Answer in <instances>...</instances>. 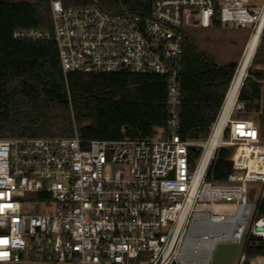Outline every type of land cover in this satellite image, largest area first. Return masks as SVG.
<instances>
[{
	"label": "built area",
	"instance_id": "1",
	"mask_svg": "<svg viewBox=\"0 0 264 264\" xmlns=\"http://www.w3.org/2000/svg\"><path fill=\"white\" fill-rule=\"evenodd\" d=\"M51 10V33L14 39L55 43L65 75L165 78L167 126L144 140L0 139V264H214L218 246L235 244L231 264L240 246L238 264H264L249 254L264 244L258 125L233 119L241 102L221 123L224 103L205 140L184 141L179 113L185 30L220 24L250 30L249 41L261 30V43L264 0H152L148 16L58 0ZM221 149L232 171L208 181Z\"/></svg>",
	"mask_w": 264,
	"mask_h": 264
},
{
	"label": "trees",
	"instance_id": "2",
	"mask_svg": "<svg viewBox=\"0 0 264 264\" xmlns=\"http://www.w3.org/2000/svg\"><path fill=\"white\" fill-rule=\"evenodd\" d=\"M0 0V139L72 138L144 140L154 138L168 121L166 79L156 75H65L57 46L49 41H17L16 31L52 32L51 2ZM64 7L96 5L114 14L148 16L152 0H58ZM193 22L188 23L192 27ZM214 27H220L215 24ZM260 47L254 62H258ZM259 63V62H258ZM181 137L205 140L216 122L238 64H214L185 38L182 61ZM264 73L248 71L238 101L248 114H258L264 140L262 88ZM199 157V150H190ZM233 151L221 149L208 181H225L232 171ZM250 255L264 256L258 243Z\"/></svg>",
	"mask_w": 264,
	"mask_h": 264
},
{
	"label": "rangeland",
	"instance_id": "3",
	"mask_svg": "<svg viewBox=\"0 0 264 264\" xmlns=\"http://www.w3.org/2000/svg\"><path fill=\"white\" fill-rule=\"evenodd\" d=\"M10 2H33L34 0H3ZM185 36L190 39L200 53L209 58L219 67H224L233 63L238 64L243 60L246 46L250 38V30L234 29L230 26L225 28H201L199 26L185 30ZM258 62H252V70H259L264 73V34L260 43ZM259 49V48H258ZM255 59V58H254ZM248 70V71H249ZM239 103V101L237 102ZM262 110L264 109V85L262 88ZM258 114H248L245 111H235L234 120H251L257 123ZM240 246L234 264H238L241 255Z\"/></svg>",
	"mask_w": 264,
	"mask_h": 264
},
{
	"label": "bare ground",
	"instance_id": "4",
	"mask_svg": "<svg viewBox=\"0 0 264 264\" xmlns=\"http://www.w3.org/2000/svg\"><path fill=\"white\" fill-rule=\"evenodd\" d=\"M260 34L261 30L252 37V39L248 42L245 50V54L243 56V60L240 63L239 68L237 69L235 78L233 80V83L231 85V88L229 90L227 99L225 101V107H224V113H223V123L231 110L236 106L238 102V98L240 95L241 88L244 84V81L246 79V76L248 74V70L252 65V62L255 58V55L258 51L259 45H260ZM221 125L218 128V131L220 130ZM217 136V135H216ZM246 151H248L246 149Z\"/></svg>",
	"mask_w": 264,
	"mask_h": 264
},
{
	"label": "water",
	"instance_id": "5",
	"mask_svg": "<svg viewBox=\"0 0 264 264\" xmlns=\"http://www.w3.org/2000/svg\"><path fill=\"white\" fill-rule=\"evenodd\" d=\"M236 72H237V70H236ZM235 75H236V73H235ZM247 76H248V74H247ZM247 76H246V78H247ZM234 78H235V76H234ZM232 83H233V81H232ZM232 83H231V85H232ZM230 88H231V86H230ZM228 93H229V91H228ZM228 93H227V96H228ZM227 96H226V99H227ZM237 249H238V245H236V244L235 245H220V246H218V248L215 252L213 263L214 264H231L234 261V257L236 255Z\"/></svg>",
	"mask_w": 264,
	"mask_h": 264
}]
</instances>
